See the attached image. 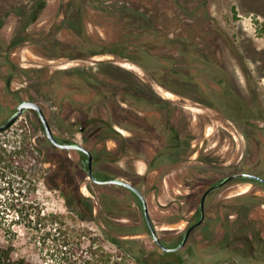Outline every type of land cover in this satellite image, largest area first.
<instances>
[{
    "label": "rangeland",
    "instance_id": "obj_1",
    "mask_svg": "<svg viewBox=\"0 0 264 264\" xmlns=\"http://www.w3.org/2000/svg\"><path fill=\"white\" fill-rule=\"evenodd\" d=\"M205 1L46 0L29 24L35 0H0V125L21 100L40 101L63 140L98 152L97 168L142 188L171 245L197 219L211 184L241 170L264 174V0H212L209 13ZM96 48L118 53L90 56ZM64 67L68 83L56 75ZM84 113L110 119L137 152L124 153L104 132L81 133L72 118ZM168 120L180 126L183 146L155 158L172 137ZM26 137L35 152L27 161L39 170L22 177L0 163V244L48 264H106L102 249L127 264L185 263L184 250L164 253L154 242L138 196L92 182L82 153L50 144L35 111L0 131V148ZM10 182L16 188L4 190ZM208 203L217 210L195 233L187 264H264V184L233 180Z\"/></svg>",
    "mask_w": 264,
    "mask_h": 264
},
{
    "label": "flooded vegetation",
    "instance_id": "obj_2",
    "mask_svg": "<svg viewBox=\"0 0 264 264\" xmlns=\"http://www.w3.org/2000/svg\"><path fill=\"white\" fill-rule=\"evenodd\" d=\"M46 0H35V2L34 3H32L31 4V6H32V8H33V10H32V8H30L31 9V11H32V13H31V18L28 20V22H29V24H30V22H35V21H37L38 20V18H39V16L41 15V13L44 11V9H45V7H46ZM101 4V1H99L98 2V5H100ZM117 5V4H116ZM202 6H204L207 10V12L209 13V10L211 11L212 9H213V3H212V0H206L205 1V3L204 4H202ZM121 8L122 7H125L126 9H130L129 7H131L132 8V6H130V5H128L127 4V6H120ZM199 11V10H198ZM197 15V14H196ZM198 15H200V13H198ZM197 18H198V16H196ZM154 18L151 16V20H153ZM199 19H200V21L201 22H203L206 18H204V17H199ZM155 21V20H154ZM206 21V20H205ZM154 30V29H153ZM158 35H160V34H158ZM148 36H151V37H153L154 35H149L148 34ZM16 43V42H15ZM89 46H91V45H89ZM147 50H149V48H147ZM146 50V51H147ZM92 52H89V54H91L90 56H92V55H100V54H106V53H114L115 52V50H104V49H92L91 50ZM148 52V51H147ZM115 53H118V52H115ZM57 56H59V57H68L69 59H70V57H72L71 56V54H69V53H63V54H61V55H57ZM83 56H84V53L80 56V55H77V54H75V55H73V57L72 58H75V57H79L78 59H83ZM121 57H123V58H126V59H128V60H133L132 58H130L129 56H127V55H121ZM6 61V60H5ZM4 61V62H5ZM135 62H138V63H140V61H138V60H134ZM116 61H110V63H115ZM105 63V62H104ZM109 65V64H108ZM109 67H114V66H112V65H110ZM124 67V66H123ZM16 68L17 69H27V68H25V67H21V65H16ZM119 68V67H118ZM121 68V67H120ZM239 68H241V66H239ZM30 69H34V68H30ZM48 69H50V68H48ZM67 69H69L68 67H64V68H61V69H58L57 70V73H56V75L59 77H56V75L54 74L53 75V80H55V79H59V80H61V81H66L67 83H68V76H69V74H68V72H67ZM75 69H81V68H79V66H77V67H75ZM74 69V70H75ZM128 69V68H127ZM35 70V69H34ZM89 78H90V76H88ZM98 78V76H96V79ZM130 90H131V88H129ZM105 98V97H104ZM24 100V99H23ZM23 100H21V101H23ZM31 100H34V101H36V102H38L40 105H41V107L43 108V110H44V112H45V114H46V116H47V118H48V120H49V123L51 124V128H52V130H53V133H54V135L56 136V138L59 140V141H61V142H69V143H79V144H81L82 146H84L85 148H87L91 153H92V155H93V159H92V169H93V174L95 175V177H96V179H94L91 175H90V172H89V167H90V163H89V154L86 152V151H84V150H82V149H79V148H63V147H60V146H58V145H56L49 137H48V135L45 133V126H44V123H43V121H42V119H41V117H40V115H39V112H38V110L37 109H35V108H28L27 110H33V111H35V113L37 114V116L39 117V119H40V121L42 122V128H43V131H44V134H45V136H46V138L48 139V141L50 142V144H52L53 146H56L57 148H60V149H69V150H77V151H79V152H81L82 153V161H81V163H82V169L84 170V172H85V175H86V177H89L91 180H92V182H94V183H96V184H99V185H113V184H115V185H120V186H122V187H124V188H126V189H128L129 191H131L134 195H137L138 196V198L140 199V204H141V206H142V214H143V216H144V221H145V223H146V225H147V227H148V231H149V233H150V235H151V237L153 238V240H154V242L155 243H157L158 244V246L163 250V252L164 253H168V254H182V252H183V250L185 251V253H186V255H180V258L179 259H181L182 261L183 260H185V263L184 264H187V262L188 261H186V260H189V258H190V255L192 254V252H193V249H195V247H196V245L199 243V241L198 240H196L195 239V237H194V235H195V233L198 231V229L204 224V222H206L207 221V219H208V215H209V211L211 210L212 212L215 210H217L216 209V205L214 206V210L212 209V208H210L209 207V203H208V198H209V196L212 194V192L213 191H215V190H217V189H219V188H221V187H223V186H225L227 183H229V182H231V181H233V180H238V179H242V180H248V181H253V182H259V183H262V184H264V182L263 181H261V180H259V179H256V178H254V177H249V176H237V177H233V178H231V179H229L226 183H224V184H222L221 186H219V187H217V188H214V189H212L207 195H206V198H205V205H204V210L202 209V205H201V203H202V201H203V196H204V194H205V192L209 189V188H211L212 186H214V185H217V184H219L220 182H222L226 177H228V176H230V175H233V174H235V173H239V172H247V173H252V174H256V175H259V176H261V177H263L264 178V174H261V173H258V172H254V171H248V170H241V171H237V172H234V173H231V174H229V175H227V176H225V177H223L222 179H220L219 181H217L216 183H213V184H211L203 193H202V195L200 196V200H199V203H198V207H197V210H196V218L197 219H195V221L193 222V223H191L190 225H188L187 227H186V229L184 230V231H181L182 233H180L179 235H178V239H177V243L175 244V245H171L170 243H168L167 241H166V239L163 237V236H161V233H160V231L158 230V228H157V225L155 224V220L153 219V216H152V213H151V209H150V205H149V201H148V198L146 197V195H145V193H144V191L142 190V188L140 187V186H138L137 184H135V183H133L131 180H128L127 178H124V177H120V176H115V175H110L109 173H106V171L104 170V169H99V168H97V166H96V163L97 164H100L101 162H102V158H100V155H99V153L98 152H95L94 150H92L91 148H89L88 146H86V145H84V144H82V143H80V142H78V141H69V140H63L61 137H60V135L56 132V130H55V128H54V126H53V124H52V122H51V120H50V118H49V116H48V113H47V109L43 106V104L40 102V101H38V100H36L35 98L34 99H31ZM106 100V99H105ZM20 101V102H21ZM19 102V103H20ZM17 107V106H16ZM15 107V108H16ZM16 110V109H15ZM26 111V110H25ZM84 116L85 117H77V118H72V124L73 125H76V124H78V123H80V132L81 133H85L86 131H87V128H92L93 130H92V135L93 136H96L97 134L96 133H101V132H104V134H103V136L104 137H107V140L108 139H116V140H118L121 144H122V147H123V150L125 151H123L124 153H126V152H128L129 150H131L132 148L134 149V150H136V152H137V147H136V143H135V141L134 140H132L131 139V135H128V134H126V133H124V131L122 130V129H120V128H118V127H116L115 125H114V123L110 120V119H106V117L105 116H101V114H86V113H84ZM168 123L169 124H167V127H168V129H169V131L171 132V134H172V137H173V135H174V132H173V130L172 129H174V128H180V126L179 125H176V124H174V123H170V120H168ZM189 122H186L185 123V127H187V124H188ZM158 125L160 126V123H158ZM150 125L147 127L146 125H143L142 126V128H147L146 130H150ZM179 131V134H180V136H181V141H179V142H181V143H179L178 141L177 142H174L173 143V145H175L176 144V146L174 147V149L173 150H169V152H165L166 150H167V148H171V146L169 145V144H167V140H166V143H164L165 145H163V146H161V147H159L158 148V151H157V153L155 154V158L157 157H163V156H167L168 154H171V153H173V152H175L177 149H179L180 147H182L183 146V137H182V135H181V130H178ZM96 132V133H95ZM172 137H169V138H172ZM172 145V146H173ZM167 146H169V147H167ZM131 148V149H130ZM124 157H125V155H124ZM120 158V157H119ZM123 158V157H122ZM119 160V159H118ZM150 166V165H149ZM149 168V167H148ZM151 168V167H150ZM152 170V169H151ZM111 178H118V179H121V180H124V181H128V182H130L132 185H134L135 187H137L144 195H145V197H146V199H147V203H148V206H149V214H150V216H151V219H152V222H153V225H154V227H155V229H156V231H157V233H158V235H159V237H160V240L162 241V243L166 246V247H168V248H164L155 238H154V236H153V233H152V231H151V228H150V225H149V223H148V220H147V217H146V214H145V211H144V204H143V201H142V199H141V197L139 196V194L134 190V189H132L131 187H129V186H126V185H123V184H120V183H116V182H106V183H101V182H99V180H107V179H111ZM81 188V187H80ZM82 194H85L83 191L81 192ZM241 195H244V193H240V194H237V195H234V196H231V199H235L236 197H238V196H241ZM86 196V195H85ZM237 200H240V199H237ZM225 207H226V213H228V216H230L231 217V215H230V212L229 211H231L232 209H230V208H228V207H230V205H224ZM203 217V220L201 221V223L200 224H198L197 226H195L191 231H190V233H189V235H188V237H187V240H186V242L184 243V245L182 246V247H180V248H178V249H173V248H175V247H177V246H179V245H181L182 243H183V241L185 240V238H186V233H187V231L193 226V225H195L199 220H201V218ZM229 221H230V223L232 224L233 222H231V218L229 219ZM226 223H227V221H226ZM197 243V244H196ZM154 256H155V252L154 251H152L151 253H149V255H148V259L150 258V259H152V258H154ZM147 259V260H148ZM155 260H157V259H155ZM160 261H158V263L159 264H176L177 262L178 263H180V261H177V260H170V259H167V260H164V257L163 258H160L159 259ZM181 261V262H182ZM145 262H147L148 263V261H145ZM149 264V263H148Z\"/></svg>",
    "mask_w": 264,
    "mask_h": 264
},
{
    "label": "trees",
    "instance_id": "obj_3",
    "mask_svg": "<svg viewBox=\"0 0 264 264\" xmlns=\"http://www.w3.org/2000/svg\"><path fill=\"white\" fill-rule=\"evenodd\" d=\"M75 72H80L79 69H75ZM91 84H93L92 82H90ZM174 132V135L172 138H168L167 140V144H169L171 146V148L169 146V148H167V150L165 152H169V150H173L174 147L176 146L173 145L174 142H179L181 141V136L179 134V129L178 128H174L172 129ZM6 132V131H4ZM30 138L26 137L24 139L20 138V141L17 144L16 147L12 148V149H8V147L6 146H2L0 148V163L4 164L5 167L10 168L12 171H14L15 173H17L18 175H21L22 177L27 176L28 173H35L37 172L38 169V164H32V166H30V162L27 161V157L33 155L35 152L33 150V148L31 147V143H30ZM181 143V142H179ZM173 145V146H172ZM33 184V183H31ZM28 185L27 187L32 188L33 191H35L36 189V185ZM26 185V183H25ZM4 190L9 189L10 191H13L14 188H16L14 186L13 183H9L8 186H4L3 187ZM1 190V189H0ZM245 194L236 197L235 199H244ZM12 200L11 204L13 205L15 202V198H10ZM14 206V205H13ZM31 206H35V205H31ZM37 206H40L39 204ZM39 208V207H38ZM42 210L40 208L39 213H41ZM116 242L118 240L114 239ZM95 252H97V250H95ZM102 256L104 257V260L106 262V264H127L125 261L121 260H116L113 257V254L110 253L109 251H106L104 249H102ZM144 264H148L147 262L143 261ZM0 264H48L46 261H42V262H36L34 260H32L30 257L24 256V255H15L14 251L12 249L11 246H6V245H2L0 244Z\"/></svg>",
    "mask_w": 264,
    "mask_h": 264
},
{
    "label": "water",
    "instance_id": "obj_4",
    "mask_svg": "<svg viewBox=\"0 0 264 264\" xmlns=\"http://www.w3.org/2000/svg\"><path fill=\"white\" fill-rule=\"evenodd\" d=\"M28 108H35L38 110L39 112V115L44 123V126H45V133L48 135V137L58 146L60 147H63V148H79V149H82L84 151H86L88 154H89V163H90V167H89V172H90V175L96 179L95 175L93 174V169H92V159H93V155L92 153L87 149L85 148L84 146H82L81 144L79 143H69V142H61L59 141L56 136L54 135L53 133V130L51 128V124L49 123V120L43 110V108L41 107V105L34 101V100H31V99H24L23 101H21L17 107H16V110L14 111V113L8 117L6 119V121L0 125V131H3V130H6L7 128H9L13 123H15L17 121V119L25 112V110H27ZM237 176H249V177H254L256 179H259L261 181L264 182V178L259 176V175H256V174H252V173H247V172H239V173H235L233 175H230L228 177H226L222 182H220L219 184L217 185H214L212 186L211 188H209L204 196H203V201L201 203L202 205V209L204 210V205H205V198H206V195L214 188H217L219 186H221L222 184L226 183L229 179L233 178V177H237ZM99 182L101 183H106V182H116V183H120V184H123V185H126V186H129L131 187L132 189H134L138 194L139 196L141 197L142 201H143V204H144V211H145V214H146V217H147V220H148V223L150 225V228H151V231L153 233V236L154 238L164 247V248H168L166 247L162 241L160 240V237L153 225V222H152V219H151V216L149 214V206H148V203H147V199L145 197V195L137 188L135 187L134 185H132L130 182L128 181H124V180H121V179H118V178H111V179H107V180H99ZM203 220V217L201 218V220H199L195 225H193L186 233V238L185 240L183 241V243L173 249H178L180 247H182L184 245V243L186 242L187 240V237L190 233V231L195 227L197 226L198 224L201 223V221ZM169 249V248H168ZM170 250V249H169Z\"/></svg>",
    "mask_w": 264,
    "mask_h": 264
}]
</instances>
